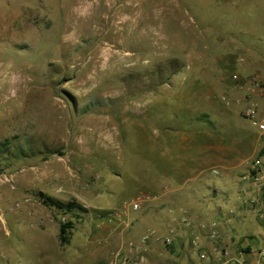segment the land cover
<instances>
[{
	"label": "rangeland",
	"instance_id": "1",
	"mask_svg": "<svg viewBox=\"0 0 264 264\" xmlns=\"http://www.w3.org/2000/svg\"><path fill=\"white\" fill-rule=\"evenodd\" d=\"M263 38L264 0H0V264H107L166 217L180 230L183 215L226 212L203 202V181L258 156L232 75L264 66ZM39 190L86 208L69 243L71 215ZM141 193L156 198L121 208ZM181 251L156 261L181 264Z\"/></svg>",
	"mask_w": 264,
	"mask_h": 264
},
{
	"label": "built area",
	"instance_id": "2",
	"mask_svg": "<svg viewBox=\"0 0 264 264\" xmlns=\"http://www.w3.org/2000/svg\"><path fill=\"white\" fill-rule=\"evenodd\" d=\"M264 43V38H263ZM243 61V57L239 58ZM234 86L243 92L241 101L245 105L241 110V115L249 119L257 126L259 137L264 145V66L249 73L242 75L234 73L232 75ZM261 146V147H262ZM260 147V149H261ZM264 153L258 155L251 161L247 169L246 177L254 182L256 188L264 191ZM214 173H218L214 170ZM156 198L150 193H141L137 196L121 201L122 209H129L133 212L139 211L142 203ZM249 204L253 205L255 200L250 199ZM264 216V213H262ZM180 221L187 231L198 229L201 235H205L214 246L213 249L206 248L197 235H190L184 242H177L173 235L166 237L157 236L152 230L142 233L137 240H129L125 245L118 247L112 252L108 264H152L148 257V247L152 240L161 239L162 244L167 249H172L177 243L179 248L192 249L197 255V264H257V261L243 260L238 256L234 257L231 247L224 244L219 236L217 229L207 228L204 224H196L195 221L187 216L180 217ZM183 244V245H182ZM240 251V250H239ZM241 253V252H240Z\"/></svg>",
	"mask_w": 264,
	"mask_h": 264
},
{
	"label": "crops",
	"instance_id": "3",
	"mask_svg": "<svg viewBox=\"0 0 264 264\" xmlns=\"http://www.w3.org/2000/svg\"><path fill=\"white\" fill-rule=\"evenodd\" d=\"M241 98L242 96H239L237 97V100L241 101ZM258 140H259V144L255 146L254 154L262 146V141L259 136H258ZM209 167L213 168V166L212 167L209 166ZM201 172L202 171L196 174H199ZM246 175H247V171L246 173L240 175V177L235 175L234 177H231L232 179L230 177L222 178L221 182H218V184L214 182V184H212L211 186H209L210 185L209 183L211 182H204L205 180L203 181L204 183L203 185H207V187L211 188L213 192L212 195L210 196H207L208 194H206V196L202 199L203 202H206L207 204L211 203L213 205L216 204L218 205V207L219 206L222 207L223 210L225 209V207H228V210L226 212L222 211L221 216L217 212H214L213 216L207 217L205 215L206 217L204 219H201L199 224H204L207 228L217 229L221 241L224 244H227L231 247V251L234 257L238 256L239 258L243 259L245 255H250L252 257L248 260L257 261L258 263L259 259H261L260 257L261 252L256 251L253 246V241L256 239V237L252 233L253 231L251 232L252 230L251 228L254 227L253 223L255 222H256V226L257 225L264 226V216L262 215V213H264V191L258 190L254 182L251 181L249 178H247ZM263 182H264V177H263ZM196 189L197 188L193 186L190 189V191L193 192V190ZM167 190L176 191L178 189L174 187H166L164 191L166 192ZM250 199L255 200L253 205L249 204ZM223 212H225V214ZM165 219L167 220L165 221L163 233H158V231L154 230L156 231L157 236L166 237L169 235H173L177 242L180 241L182 243L184 238L187 239V237H189L190 235H197L200 238L202 244L206 248L213 249L214 246L212 245L210 239H208L205 235H201L198 229H192L187 231V229L183 226V224L180 221L181 228L180 230H177L175 227L171 228L170 224H172V222H170V219H168L167 217ZM229 223H232L233 225L232 224L230 225ZM241 226L244 227V229H246L247 232L244 233V235L241 237L240 236L235 237L233 232L237 231V229ZM159 229L162 228L159 227L158 230ZM258 234L261 236L262 240L264 241V233L259 232ZM139 236H134L135 240H137ZM247 239H249L250 241H246ZM161 247L167 250L166 247L162 244L161 239H156V240L153 239L152 242L150 243L148 248V257L152 262V264L161 263L160 261H156V259L159 257V255L157 254L158 250H161ZM181 250L182 248H179L177 243L174 244L172 249H169V251L173 255L181 254L182 252ZM185 251L187 254L185 253L184 261L183 259H181L180 263L197 264L198 260H197L196 252H194L192 249H186ZM168 262L169 264H176V261L173 259H168ZM177 264H179V262H177Z\"/></svg>",
	"mask_w": 264,
	"mask_h": 264
},
{
	"label": "trees",
	"instance_id": "4",
	"mask_svg": "<svg viewBox=\"0 0 264 264\" xmlns=\"http://www.w3.org/2000/svg\"><path fill=\"white\" fill-rule=\"evenodd\" d=\"M7 148H9L8 140H4L3 142L0 143V153H2ZM263 153H264V145L259 150L258 155H262ZM37 195L40 197V199L44 204L60 209L62 210V212L69 213L71 215V218H68L64 222H61L59 224V230H58L59 242L61 244L69 243L72 235V229L74 228L73 219L82 218L83 213L86 212V208L82 204L77 202L75 199H71L66 202H61L60 200L46 194L41 190L37 191Z\"/></svg>",
	"mask_w": 264,
	"mask_h": 264
}]
</instances>
